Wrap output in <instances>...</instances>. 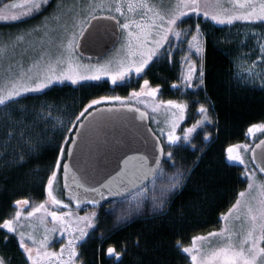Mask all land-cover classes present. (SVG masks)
<instances>
[{"label":"snow or ice","instance_id":"6c2138e0","mask_svg":"<svg viewBox=\"0 0 264 264\" xmlns=\"http://www.w3.org/2000/svg\"><path fill=\"white\" fill-rule=\"evenodd\" d=\"M11 7L20 11L11 15L0 14V20L18 21L24 17L39 15L48 8H51V11L44 16L40 24L31 29L14 38L9 36L7 41L0 38V62L8 58L10 52L14 54L26 38H29L27 43L30 48L35 49L37 45L40 47V54L31 68L25 70L20 61H17L16 65L10 64L5 82L0 86V112L4 113L9 121L6 135L10 138L16 133L22 138L25 128L28 127L25 123L26 110L17 108L18 116L9 111L20 103V97L28 93H42L45 89L55 84H64L66 81L77 85L82 81H101L107 77L111 85L120 86L133 75L143 78L141 74L154 58L167 56L171 60L174 41L188 45L187 54L182 56V61L187 66V71L182 73L184 88H202L205 77L202 55L206 45L205 33L199 23L195 25L194 34L181 27L183 18L190 14L202 16L216 25H232L236 21L264 25V0H85L83 3L74 0L71 5L66 4L65 0H22ZM101 32L111 33L119 38L120 51L125 53L119 66L110 70L107 64L92 68L76 64L77 51L84 45L96 44ZM188 36H191L190 40L182 39ZM52 47L58 49L55 55L49 50ZM258 48L260 60L264 61V35L258 40ZM23 51L27 52L28 49ZM193 55L198 59L193 60ZM255 66L256 62L253 61V67ZM249 78L254 83L257 76L250 73ZM261 80L264 86V77H261ZM172 87L179 86L173 84ZM159 93L160 88L151 87L148 79H143L139 91L133 90L130 93V97L137 102H143L142 97L151 99L152 116L149 111L126 102L125 97L103 96L92 99L78 115L63 124L65 135L61 140L65 146L59 148L58 159L47 177V200L54 206L70 208V205L59 199L54 192V184L62 169L65 188L71 187V177L72 185L83 189V195L79 192L70 193L71 198L76 200L77 209L83 200L92 206V210L84 216L74 215L71 210L46 211V216L51 218L52 227H47L41 218L40 224L45 225L44 234L38 238L35 229L26 230L32 228V224H25L23 221L35 217L36 213L45 209V204L40 203L24 216L20 206L29 205V200H15L14 215L0 222V230L3 231L5 245L10 237H18V246L26 258L25 264H41L42 261H47L48 264H79L77 245L89 235V229L95 227L98 207H102L107 215L114 218L115 223L120 224L127 222L134 211H140L149 191L152 193V207L161 209L165 206L168 195L182 186L184 173L176 167V158L171 149L181 141L191 143V135L197 128L201 124L212 123V119L209 109L200 104L198 113L201 119L192 127L184 129V135L181 137L177 135L176 130L185 118L188 104L159 99ZM109 102H119L130 114L124 119L129 120L138 132L142 128L144 133L150 134L143 135V141L145 146L151 144V155L124 153L111 171L100 167L97 160L90 156L86 166L81 167L79 154L67 146L78 148L80 143L87 142L94 136L97 149L100 147V132L113 122L115 118L111 113L115 110H105L97 106ZM144 103L147 109L149 105ZM96 113H99V116ZM86 114L92 119L82 120ZM159 115L164 116L168 129L165 132L160 128L157 136L143 121L151 119L159 126ZM256 131H264V124L252 125L247 129L249 135ZM208 138V135H205L204 139ZM261 143L264 144V141ZM126 147L125 143L119 144L120 149ZM247 147L233 145L227 149L228 161L243 166L248 192L241 191L240 199L222 216L225 226L219 231L208 233L207 236L193 237L189 246L177 241V250L190 258V264H264V177L258 180L256 169L248 167L239 151H246ZM65 156L74 162L62 163ZM255 159L253 156V161ZM164 164L172 169L171 173L165 172L162 166ZM257 168L264 173V156L261 157ZM91 173H95V176ZM230 219L234 221L231 226L228 224ZM237 221L239 224L235 223ZM55 233L61 236L67 233L68 236L67 243L61 246L58 253L48 251L50 234ZM197 241L206 242V245L202 243L197 247ZM136 244L138 247V240ZM107 254L117 257L120 255L112 246L107 248ZM0 264H11V261L7 256L0 254Z\"/></svg>","mask_w":264,"mask_h":264},{"label":"trees","instance_id":"16d2710c","mask_svg":"<svg viewBox=\"0 0 264 264\" xmlns=\"http://www.w3.org/2000/svg\"><path fill=\"white\" fill-rule=\"evenodd\" d=\"M188 20L191 23L196 20L205 33L203 88L181 98L178 90L172 87L177 81L176 64H155L156 60L143 79L160 88L162 100L188 104L182 122L189 125L187 128L201 119L200 104L209 109L212 123L201 124L196 134L191 135V143L179 142L172 147L176 167L186 172V178L163 211L134 218L113 228L112 216L99 209L95 227L77 247L79 264H190V258L177 250V241L189 246L193 237L220 230L221 216L235 204L239 193L247 189L243 166L228 161L227 149L233 145H252L264 136V131L254 137L247 132L252 125L264 124V86L244 83L236 77V63L245 60L250 47L244 45L245 35L240 33L238 23L216 25L202 16ZM133 86L136 85L131 81L109 88L97 81L73 87L54 85L42 93L25 95L9 110L17 116V108L26 110L28 127L22 138L18 133L11 138L6 135L9 121L0 112V222L14 215L15 200L28 199L39 204L47 198V177L58 159L59 148L65 146L61 140L65 135L59 124L61 120L67 124L92 99L111 92L116 96H128ZM36 112L52 113L57 119V129L51 131L49 117L36 119ZM201 127L204 129L199 131ZM203 134L210 136V141L202 143ZM246 160L250 169H254L249 156ZM163 167L169 168L167 164ZM60 172L56 192L63 199ZM256 175L259 176L257 172ZM109 246L116 249L119 257L107 254ZM0 254L7 256L11 264H25L18 238L10 237L5 245L2 230Z\"/></svg>","mask_w":264,"mask_h":264},{"label":"rangeland","instance_id":"374dc122","mask_svg":"<svg viewBox=\"0 0 264 264\" xmlns=\"http://www.w3.org/2000/svg\"><path fill=\"white\" fill-rule=\"evenodd\" d=\"M21 2H22V0H0V14L11 15V14L19 12L20 9L13 8V7H11V5L17 4V3H21ZM73 2H74V0H65V3L68 4V5H71ZM80 2L83 3V2H85V0H80ZM156 2H160V0H156ZM50 11H51V8H48L44 12L40 13L39 15H34V16H30V17H24V18H22V19H20L18 21L0 20V38H2L4 41H7L9 36H12L14 38L16 35L21 34V33L25 32L28 29H31L33 26L40 24L41 21L43 20L44 16H46ZM191 17H193L194 19L198 18L194 14H190V16L188 15V16L184 17L183 18L184 23H182L181 27L183 29H185V30L191 31L194 34L195 33V25L197 24V22H196V20H194V22H192V23L189 22L188 19L189 18L191 19ZM7 23H10V24L7 25ZM234 23H238L237 26L239 27V29H241L240 33L245 35V38H244L245 39L244 40L245 44L244 45L245 46H250V47H248V49L246 48L248 53L246 55L245 60L242 61V63L241 62L240 63L239 62L236 63V66H235V69L237 70L236 77H238L239 79L244 81V83L245 82H249V83H252V84L257 83V85H259V83L262 84L261 77H264V61L260 60V53H259V48H258V40L260 39V37L262 35H264V32H263L264 31V26H262L261 24H257L255 26H248L249 23H247L245 21H236ZM28 39L29 38H26L25 42H22L16 48L14 54L10 52L8 58H6L2 62H0V86H3V84L5 82V79H6L7 74H8L7 70L9 69V65L10 64L16 65L17 61H20V62H22L24 69L27 70L28 68H31L33 66L34 62L38 58V56L40 54L39 45H37V47L35 49L30 48L29 44L27 43ZM182 39L190 40L191 36L182 37ZM120 48H121V43L119 41L117 46L104 59H102L100 62H97V63L84 61L76 54L77 58L75 60V63L78 64V65L88 66L89 68H92V67L97 66V65H105V64H107V65L110 66V70H115L119 66L120 61L122 59H124V55H125L124 52L120 51ZM24 49H28V51L24 52L23 51ZM49 50H50V52L53 55H55L57 53V51H58V49L55 48V47H52ZM173 50L174 51H173V55H172L171 60H169V58L167 56H161V57L156 59L155 64H157L156 62H166L169 65L176 64L175 68L177 69V74H176V78L175 79L177 81L174 84H177L179 87L173 88V89L174 90L177 89L179 96L182 98L185 94L189 95V94L193 93V91H195L196 89H200V88L186 89V88H184V86L182 84V73L187 71V66L182 61V56L186 55L187 51H188L187 43H182L181 44V43H178V42L174 41L173 42ZM161 52H163V49L161 50ZM193 52H194V50H193ZM202 55H203V66H204V52H203ZM192 59L196 60L198 58L195 55H193ZM253 61L256 62V66L255 67H253ZM245 63H247V64H245ZM64 67H65V70H67V64H65ZM197 68L199 70V65H197ZM35 70L36 69H33V71H35ZM80 70H83V69H80ZM250 73L256 74V76H257V79L255 80L254 83L249 78V74ZM143 75H145V73H142L141 76H143ZM131 78H133V76ZM106 81H107V77H104V78H102L100 83H105L106 86L109 87V88L117 87V86L111 85L110 81H107V82ZM131 81H133V80L129 79L125 83H129ZM94 82L95 81H82V82H80L77 85H71L70 82L66 81L64 84H61V85H71L73 87V86H81V85H85V84H92ZM55 85H60V84H55ZM142 85H143V81L141 82V84H138L137 86H133L132 91L133 90L139 91L140 87ZM151 87H153V86H151ZM173 92L174 91H172V93ZM28 94H32V93H28ZM28 94H26V95H28ZM107 96H116V95L111 92ZM159 96H160V93H159ZM122 97L127 98L126 102H131L134 106L140 107L142 110L149 111V115L150 116L153 115L151 113V111H150V105L152 103L150 98L142 97L141 101H143V102H137L134 98L130 97V94L128 96H122ZM159 99H162V98L159 97ZM144 102H146L147 105H149V107L147 109H145V103ZM109 103L115 104V105H120L119 102H109ZM36 117H38L36 119L41 118L42 120H43V118L45 119L46 117H49L48 119H52L51 120L52 123H51V126H50L51 131H55V129H57V127H58V125H56L57 124L56 123L57 119L55 120L53 118L52 113L47 115V113H44V112H41V113L36 112ZM170 118L171 117H169V119ZM157 119L161 121L159 126L157 125V123H155L151 119H150V124L152 126L153 131H155L156 135L158 136L159 135V129L163 128L165 130V132H166L167 129H168V125L164 121V116L163 115L157 116ZM184 119L180 122V126L176 130L177 131V135H179L181 137H183V135H184V129H186L189 126L188 124L182 123L184 121ZM62 122L63 121L61 120V122L59 124H61V127L63 128L64 122H63V124H62ZM203 129H204V127H201L199 129V131H202ZM260 132H263V131H256L253 135H250V137H254L255 134L260 133ZM194 133L196 134V131ZM205 135L206 134L202 135V143L203 142H208L211 139V137L208 136L209 137L208 140H205L204 139ZM193 139H194L195 143H197L196 136H193ZM164 142L166 144L165 147L167 148L166 139H165ZM180 143L181 144H185L187 142L181 141ZM244 145L248 146L247 150L245 151L244 149H240L239 151L241 152V154L244 156V158L246 160L247 156L250 157V151H251V148H252L253 144L251 145L249 143V144H244ZM197 146H198V144H197ZM229 162H231L233 164H238V163L232 162V161H229ZM246 162L248 164L247 160H246ZM248 167L250 168V163H249ZM164 170H165V172H168V173L172 172V169H169V168H164ZM181 171L184 173V180H185L186 172H184L183 170H181ZM256 177H257L258 180L260 179L259 176L256 175ZM183 185H184V181H183L182 186ZM57 186H58V184H57V181H56L55 184H54V192H55L56 195H57V192H56V187ZM182 186H180L179 188H177L175 191L171 192L168 195L165 206L168 204L169 200L175 194V192L178 191L179 189H181ZM244 192L247 193L248 189L244 190ZM151 194H152L151 191H149L148 194H147L148 198L144 199V202L142 204V207H141L140 211L138 213L134 211L132 216H131V218L127 222H129L130 220H132L134 218H139V217H142V216H145V215L158 214L161 211H163L165 206L163 208H161V209H154L152 207V202L150 200ZM253 195H258V193H253ZM57 197L59 199H61L58 195H57ZM238 199H240V197H238ZM245 199H247V196L245 197ZM61 200L64 203H68V202L64 201L63 199H61ZM43 203L45 204V209H43L40 212L36 213L35 217H31V218H28V220L23 221L25 224H28V223L32 224V228H26V230L27 231H33V229H35V235L38 238L42 237L43 234H44V226L45 225H41L40 224V219L41 218L44 219L45 224H46L47 227H49V228L52 227L51 218L46 216V211L55 210V211H58V212H65V211L71 210L74 215L84 216V215L88 214L92 210V209L87 208V207L86 208H82L80 210H74V209L71 208V206H70L69 209H64L62 207L52 205L50 202H48L47 198L44 200ZM39 204H34L32 202H29V205L24 206V208H20V210L23 212L24 216H26L27 212L31 211L34 207L38 206ZM100 209L102 211H104V209L102 207ZM98 210H97V212H98ZM234 215H235V213H234ZM112 220H113V223H112L111 227H113V228H116V227H118V226H120V225H122L124 223H127V222H124V223L117 224V223H115L113 217H112ZM233 222L234 221L232 219H230L228 221V224L231 226V224ZM235 223L239 224L238 221L235 222ZM220 225H221L220 229H222L225 226V221L222 219V216L220 218ZM90 230L91 229H89V231ZM205 236H207V235H205ZM67 239H68L67 233H65L64 236H61L59 233L50 234V244H49L48 251H53V252H57L58 253L60 248H61V246H63L64 244L67 243ZM202 243L206 245V242L197 241L196 246L200 247ZM78 245H77V247H78ZM66 255L67 254H65V256ZM41 264H48V262L47 261H42Z\"/></svg>","mask_w":264,"mask_h":264},{"label":"water","instance_id":"95a60500","mask_svg":"<svg viewBox=\"0 0 264 264\" xmlns=\"http://www.w3.org/2000/svg\"><path fill=\"white\" fill-rule=\"evenodd\" d=\"M118 42L119 38L117 36L111 33L101 32L99 33V38L96 44L84 45V47L77 51V54L85 61L99 62L116 47ZM98 108L105 110H115L111 113L115 119L108 127H105L100 132L101 144L98 149L95 144L94 136L90 137L87 142L80 143L78 148H72L71 145L67 146L79 154L81 167L86 166L90 156L97 160L100 167L105 168L107 171H111L116 167L118 158L122 157L124 153H127L128 155H151V144L145 146L143 141V135L150 136V134L144 133L142 128L138 132L133 124L129 122V120L124 119V117L130 114H128L121 105L103 104L98 106ZM96 115L99 116V113H96ZM91 119L92 117L88 116L87 114L82 118V120ZM143 124L151 128L149 119H145ZM261 141H264V136L261 137L255 144H253L250 151V159L254 169H256V172L260 175V177H264V173H261L257 168V165L261 163V157L264 156V144H262ZM120 143L127 144V147L120 149ZM253 156L256 158L255 161H253ZM73 162L74 161H70L67 156H65L63 163ZM89 171H91V169H89ZM91 174L95 176V173ZM60 183L64 200L70 202L71 206L74 209H77L76 200L71 198L70 193L79 192L81 195H83V189H77L75 185H72L71 177H69V184L71 187L65 188L62 169L60 173ZM89 183H94V181H89ZM84 207L92 209L91 205L81 200L79 209Z\"/></svg>","mask_w":264,"mask_h":264},{"label":"flooded vegetation","instance_id":"af4514ba","mask_svg":"<svg viewBox=\"0 0 264 264\" xmlns=\"http://www.w3.org/2000/svg\"><path fill=\"white\" fill-rule=\"evenodd\" d=\"M153 62H154V60H153ZM153 62H152L151 64H153ZM151 64L149 65V67H148L147 69H145V72L148 71V69L150 68ZM145 72H144V73H145ZM141 75H142V74H141ZM142 77H144V76H142ZM130 79L133 80L132 82H133V84H135L136 86H137L138 84H141V82L143 81V78L136 77L135 75H133V78H130Z\"/></svg>","mask_w":264,"mask_h":264}]
</instances>
